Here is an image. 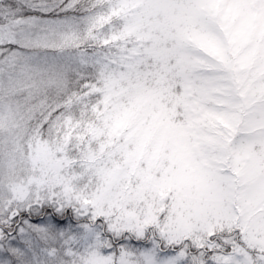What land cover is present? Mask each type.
I'll return each mask as SVG.
<instances>
[{"label": "snow or ice", "instance_id": "obj_1", "mask_svg": "<svg viewBox=\"0 0 264 264\" xmlns=\"http://www.w3.org/2000/svg\"><path fill=\"white\" fill-rule=\"evenodd\" d=\"M0 264H264V0H0Z\"/></svg>", "mask_w": 264, "mask_h": 264}]
</instances>
